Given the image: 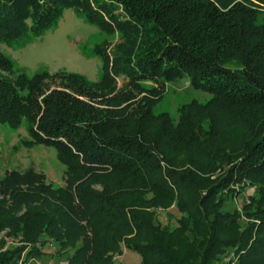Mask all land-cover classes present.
<instances>
[{
  "label": "trees",
  "instance_id": "16d2710c",
  "mask_svg": "<svg viewBox=\"0 0 264 264\" xmlns=\"http://www.w3.org/2000/svg\"><path fill=\"white\" fill-rule=\"evenodd\" d=\"M68 8L119 38L92 49L96 81L21 68L12 79L0 51V124L23 126L24 144L55 149L65 167L57 188L32 169L0 181L15 202L0 228L22 237L0 264L40 258L46 236L66 264H116L122 245L140 264H214L229 249L238 264H264V0H0V44L24 47ZM177 78L211 98L182 105L174 123L156 108ZM247 186L242 229L223 207ZM173 202L201 243L192 259L155 223Z\"/></svg>",
  "mask_w": 264,
  "mask_h": 264
},
{
  "label": "rangeland",
  "instance_id": "374dc122",
  "mask_svg": "<svg viewBox=\"0 0 264 264\" xmlns=\"http://www.w3.org/2000/svg\"><path fill=\"white\" fill-rule=\"evenodd\" d=\"M118 34L107 36L96 26L85 22L78 17L71 8L66 9L56 28L47 30L42 36L33 39L22 48L0 44V51L15 66L11 78L17 74V68H21L29 76L42 71L49 75L65 73H78L84 75L90 81H96L100 76V59L92 49L102 43L104 39L115 43ZM152 84L144 83L145 87ZM211 98L207 92L195 90L189 86L185 78L169 81L164 89V94L157 111L167 112L176 123L179 116V109L182 105L193 101L206 103ZM31 138L23 126L16 129L6 124H0V181L11 173H22L32 169L34 172L43 174L45 182L53 188L64 186L65 167L59 162L55 149L41 144L28 146L23 141ZM23 142V143H22ZM19 190H26L27 186L18 184ZM10 189V188H9ZM9 189L4 195L0 194V218H9L12 212L15 213V202L10 199ZM254 188H247L238 197H232L225 202L224 211L232 212L237 210L241 214L239 219L240 227L247 225V219L243 215L241 206L248 201L249 195ZM37 206L35 203L19 206L17 215L25 212L28 207ZM155 223L165 228L171 235L172 244L180 250L181 255L192 259L193 255L200 250V242L193 241L187 230L190 224L182 223V213L178 210L175 202L168 208H158L154 211ZM180 224H183L181 227ZM10 228H0V252L12 251L22 245L21 235H9ZM44 244H37L42 256L40 258L20 257L21 264H66L67 251L60 245L45 237ZM121 253L113 255L116 264H140L141 257L138 253L128 250L123 245ZM214 264H238L233 250H227L220 260Z\"/></svg>",
  "mask_w": 264,
  "mask_h": 264
}]
</instances>
